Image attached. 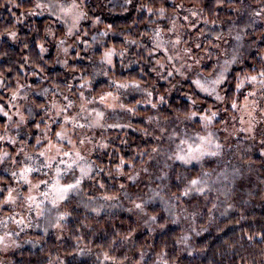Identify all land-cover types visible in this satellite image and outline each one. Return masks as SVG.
I'll list each match as a JSON object with an SVG mask.
<instances>
[{
  "label": "clouds",
  "instance_id": "1",
  "mask_svg": "<svg viewBox=\"0 0 264 264\" xmlns=\"http://www.w3.org/2000/svg\"><path fill=\"white\" fill-rule=\"evenodd\" d=\"M0 264H264V0H0Z\"/></svg>",
  "mask_w": 264,
  "mask_h": 264
},
{
  "label": "trees",
  "instance_id": "2",
  "mask_svg": "<svg viewBox=\"0 0 264 264\" xmlns=\"http://www.w3.org/2000/svg\"><path fill=\"white\" fill-rule=\"evenodd\" d=\"M20 11H21V9H13V12L16 15H19L20 14ZM9 16H10V14L7 12V10H5V13H4V17H5L4 23L6 25H8L10 23ZM18 27H19V25H18ZM24 31H26V30H24ZM18 34H23V33H18ZM4 39H8V37H5ZM16 50H18V49H16ZM9 75H11V73H9Z\"/></svg>",
  "mask_w": 264,
  "mask_h": 264
}]
</instances>
